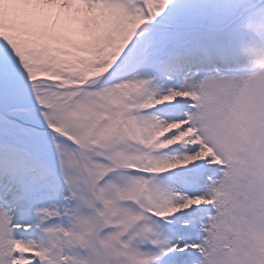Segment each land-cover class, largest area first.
Returning <instances> with one entry per match:
<instances>
[{"label": "snow or ice", "instance_id": "snow-or-ice-1", "mask_svg": "<svg viewBox=\"0 0 264 264\" xmlns=\"http://www.w3.org/2000/svg\"><path fill=\"white\" fill-rule=\"evenodd\" d=\"M264 0H0V264H264V134L224 118Z\"/></svg>", "mask_w": 264, "mask_h": 264}, {"label": "clouds", "instance_id": "clouds-1", "mask_svg": "<svg viewBox=\"0 0 264 264\" xmlns=\"http://www.w3.org/2000/svg\"><path fill=\"white\" fill-rule=\"evenodd\" d=\"M241 28L247 34L239 42L243 84L227 108L224 123L235 133L261 135L264 134V25L249 20ZM253 171L264 181V154L254 160Z\"/></svg>", "mask_w": 264, "mask_h": 264}]
</instances>
